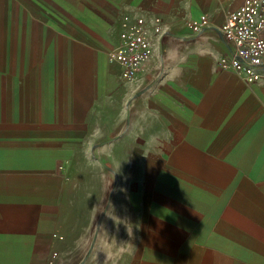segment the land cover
Instances as JSON below:
<instances>
[{
  "label": "crops",
  "instance_id": "0c3cea01",
  "mask_svg": "<svg viewBox=\"0 0 264 264\" xmlns=\"http://www.w3.org/2000/svg\"><path fill=\"white\" fill-rule=\"evenodd\" d=\"M243 1L0 0V264H264V80L218 65Z\"/></svg>",
  "mask_w": 264,
  "mask_h": 264
},
{
  "label": "built area",
  "instance_id": "2783aa9c",
  "mask_svg": "<svg viewBox=\"0 0 264 264\" xmlns=\"http://www.w3.org/2000/svg\"><path fill=\"white\" fill-rule=\"evenodd\" d=\"M160 19H154L153 30L159 33ZM208 25L202 16L198 21L188 23L193 33H198ZM219 30L225 41L232 46L230 58H222L218 65L242 75L248 83L264 80V0H244L234 11L229 12ZM147 30L142 18L132 22H122L119 43L107 53L109 63H117L125 79H130L144 71L150 58ZM45 264H53L52 260Z\"/></svg>",
  "mask_w": 264,
  "mask_h": 264
}]
</instances>
